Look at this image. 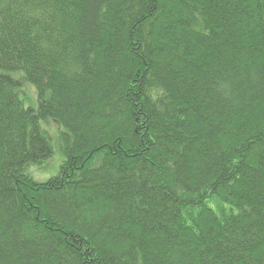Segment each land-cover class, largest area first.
I'll list each match as a JSON object with an SVG mask.
<instances>
[{
    "label": "trees",
    "instance_id": "1",
    "mask_svg": "<svg viewBox=\"0 0 264 264\" xmlns=\"http://www.w3.org/2000/svg\"><path fill=\"white\" fill-rule=\"evenodd\" d=\"M0 264H264V0H0Z\"/></svg>",
    "mask_w": 264,
    "mask_h": 264
},
{
    "label": "rangeland",
    "instance_id": "2",
    "mask_svg": "<svg viewBox=\"0 0 264 264\" xmlns=\"http://www.w3.org/2000/svg\"><path fill=\"white\" fill-rule=\"evenodd\" d=\"M28 97H30L31 101L34 102L35 101V93L33 91V89L29 88L28 89ZM49 131L56 133V127L53 125H49L48 126ZM58 164V158L56 157V159H54L48 166H46L44 169L42 168H38L39 170L35 171L34 176H35V180L37 182L40 183H45L47 181H49L50 179L54 178L55 176L58 175L59 173V166L56 169V165ZM55 168V169H53Z\"/></svg>",
    "mask_w": 264,
    "mask_h": 264
}]
</instances>
